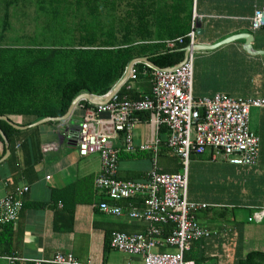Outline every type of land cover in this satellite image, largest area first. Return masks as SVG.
<instances>
[{
    "label": "crops",
    "instance_id": "0c3cea01",
    "mask_svg": "<svg viewBox=\"0 0 264 264\" xmlns=\"http://www.w3.org/2000/svg\"><path fill=\"white\" fill-rule=\"evenodd\" d=\"M124 3L120 5L122 9H125ZM262 7L264 0H168V33L178 27H190L188 8L190 21L192 15L195 16L198 34L195 33L193 42L196 50L191 52L193 98H209L215 94L264 98V27L256 30L250 27L253 11ZM17 12L24 19L23 14L33 12V8H21ZM174 12L179 14L177 22L172 16ZM124 83L135 97L141 98L150 92L149 75L145 72L134 80L126 78ZM80 101L94 105L85 99ZM78 103L64 119L49 121L51 124L33 125L35 122L29 123V117L0 116L4 117L0 121L13 130L7 137L0 130L5 139L0 136V199L17 188H26L20 197L21 209L16 221L0 228V235L7 239L4 242L0 238V264H9L4 257L16 258L12 264H34L29 260H51L57 254H68L79 263H141L140 256L119 252L108 244L113 232L145 234L148 225L127 216L132 208L142 210L139 198L112 202L95 190L93 179L100 169L98 155L79 156L66 135L77 126L83 114V107ZM145 115L147 119L146 113L134 115L139 120L132 128L134 146L146 142L150 136L144 123L146 119H141ZM250 124L254 125V130ZM248 125L258 138L254 165L213 160L209 150L202 154L191 153L188 157L186 199L207 206L193 214L198 226L208 232L184 252L187 261L193 264H264L261 253L264 109H251ZM161 134L164 141V129L159 132V140ZM163 141L160 140L155 157L156 170L164 174L177 173L179 160L163 147ZM121 145V138L115 140L114 147L120 153L115 178L144 180L151 169L152 153H125ZM72 184L75 185L71 198L65 200L63 206L52 202V190ZM101 202L120 207L121 213L101 212L98 209ZM166 230L164 228V234ZM174 251L168 246L151 249L152 253ZM251 253L257 255L246 258Z\"/></svg>",
    "mask_w": 264,
    "mask_h": 264
},
{
    "label": "built area",
    "instance_id": "2783aa9c",
    "mask_svg": "<svg viewBox=\"0 0 264 264\" xmlns=\"http://www.w3.org/2000/svg\"><path fill=\"white\" fill-rule=\"evenodd\" d=\"M252 30L264 27V7L253 11L250 19ZM195 16L192 15L188 32L183 37L165 40L166 48L181 44L192 47L195 37ZM133 67V66H132ZM130 68L127 79L134 80L136 73ZM149 68V67H147ZM150 92L136 100L119 99L115 94L98 105L83 108L79 123L67 132L68 142L76 147L81 157L97 154L99 173L93 179L96 191L112 202L139 198L142 210L132 208L127 216L144 221L145 234L126 235L113 232L109 237L110 248L140 256V264H193L184 261L183 254L190 244L208 235L194 220V212L205 209L186 199L187 161L191 153L206 150L211 159H221L232 165H254L258 152V138L249 129L251 109H264V98H232L215 94L209 98L192 97V54L187 52L184 61L175 68H149ZM137 113H146L144 123L149 128V138L137 146L132 142V128L139 120ZM107 114V117H100ZM161 129L166 136L163 147L179 160L180 171L159 173L155 157L159 151ZM121 138V151L152 153L151 169L144 180H118L115 178L118 149L115 140ZM25 187L17 188L0 199V228L16 221L21 209L20 197ZM101 212L112 215L121 213L120 207L98 204ZM169 232L164 234V228ZM155 246H168L174 252L152 253ZM264 256V241L261 248ZM9 264L14 257H4ZM34 264H94L76 262L70 255H55L51 260H29Z\"/></svg>",
    "mask_w": 264,
    "mask_h": 264
},
{
    "label": "trees",
    "instance_id": "16d2710c",
    "mask_svg": "<svg viewBox=\"0 0 264 264\" xmlns=\"http://www.w3.org/2000/svg\"><path fill=\"white\" fill-rule=\"evenodd\" d=\"M25 1L0 0V116L29 117V123L59 118L77 95L106 94L132 59L146 58L158 68L172 67L183 59L187 39L171 49L163 43L168 37H183L189 30L178 27L168 33V0H34L35 20L42 24L32 36H25L23 45L6 44L10 8ZM172 16L174 22L179 21L178 13ZM190 17L188 8V22ZM132 68L136 77L150 71L141 63ZM127 89L124 83L117 97L140 98ZM78 105L93 106L81 101ZM0 130L6 137L13 132L2 121ZM74 185L52 190V202L63 206ZM0 238L7 242L3 235ZM187 259L184 253L183 260Z\"/></svg>",
    "mask_w": 264,
    "mask_h": 264
},
{
    "label": "rangeland",
    "instance_id": "374dc122",
    "mask_svg": "<svg viewBox=\"0 0 264 264\" xmlns=\"http://www.w3.org/2000/svg\"><path fill=\"white\" fill-rule=\"evenodd\" d=\"M115 3L116 1H114V5ZM21 8H26V9L33 8V12L24 13L23 14L24 19H22L21 18L22 15L20 16V13L17 12L18 10H21ZM34 10H35L34 0H26L25 2L15 4L10 8V18H9L10 28L5 35L6 39H4L6 44H10V42H14L17 43L18 45H23V43L27 42V40H25V36L33 35L34 30L37 29V27L41 23L40 19L37 21L35 20ZM250 128L254 130V125L250 124Z\"/></svg>",
    "mask_w": 264,
    "mask_h": 264
},
{
    "label": "water",
    "instance_id": "95a60500",
    "mask_svg": "<svg viewBox=\"0 0 264 264\" xmlns=\"http://www.w3.org/2000/svg\"><path fill=\"white\" fill-rule=\"evenodd\" d=\"M195 27L197 28V25L195 24ZM199 30V28H198ZM195 33L198 34V31L195 30ZM250 35H247V37H249ZM234 37V36H232ZM231 38V37H230ZM245 38V37H244ZM229 39V38H228ZM196 46L195 45H192V47H186L184 48V54H183V59L181 62H179L178 64L170 67V68H175L177 66H179L185 59V55L187 52H192L194 50H196L195 48ZM211 47V46H210ZM247 52H249L247 46H246V49H245ZM136 63H142L144 64L146 67H149V68H158L156 66H154L152 63H150L146 58H135V59H132L125 67L124 69V72L121 76V78L112 86V88L104 95H101V96H96V95H91V94H87V93H81L79 95H77L70 103L66 113L62 116V117H59V118H43V119H40L39 121L35 122L33 125H38V124H42L44 122H49V121H58V120H62L64 119L69 113L70 111L72 110V108L80 101V100H87L88 102H90L91 104H94V105H98V104H101L103 102H106L108 101L111 96L113 94H115L118 89L120 88V86L123 84V82L126 80L127 78V75H128V72L130 70V68L136 64ZM100 117H107V114H101L99 115ZM0 119H4V117H0ZM0 136L2 138V140L5 141L3 135L1 134L0 132Z\"/></svg>",
    "mask_w": 264,
    "mask_h": 264
}]
</instances>
